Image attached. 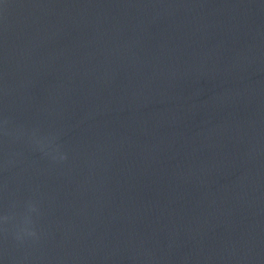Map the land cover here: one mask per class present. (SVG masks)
I'll return each mask as SVG.
<instances>
[{
	"label": "clouds",
	"instance_id": "clouds-1",
	"mask_svg": "<svg viewBox=\"0 0 264 264\" xmlns=\"http://www.w3.org/2000/svg\"><path fill=\"white\" fill-rule=\"evenodd\" d=\"M5 219H7V217H5ZM30 235H35V233L33 232V233H29Z\"/></svg>",
	"mask_w": 264,
	"mask_h": 264
}]
</instances>
